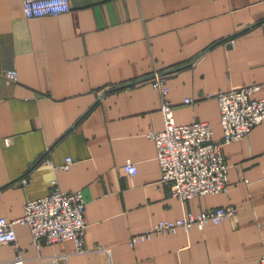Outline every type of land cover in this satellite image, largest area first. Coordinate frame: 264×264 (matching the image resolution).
Returning a JSON list of instances; mask_svg holds the SVG:
<instances>
[{
	"label": "crops",
	"instance_id": "1",
	"mask_svg": "<svg viewBox=\"0 0 264 264\" xmlns=\"http://www.w3.org/2000/svg\"><path fill=\"white\" fill-rule=\"evenodd\" d=\"M71 4L29 18L23 0H0V72L19 74L0 78V213L21 217L56 179L86 196L88 250L77 252L72 239L37 246L30 227L16 223L0 261L20 252L27 264H260L264 121L223 145L228 190L185 200L162 182L148 132L164 127L151 76L180 67L165 75L177 123L208 121L223 140L218 100L208 93L264 82V0ZM69 157L75 163L65 169ZM128 159L136 175L125 170ZM226 205L237 209L233 218L131 244L162 219Z\"/></svg>",
	"mask_w": 264,
	"mask_h": 264
},
{
	"label": "built area",
	"instance_id": "2",
	"mask_svg": "<svg viewBox=\"0 0 264 264\" xmlns=\"http://www.w3.org/2000/svg\"><path fill=\"white\" fill-rule=\"evenodd\" d=\"M25 15L29 18L46 15H58L72 9L71 0H23ZM156 72L153 84L161 94V111L164 127L159 131L151 130V137L157 147V158L161 167L162 182L171 187L172 195L183 200L205 194L220 193L229 188V164L223 145L242 139L258 124L264 121V96L257 93L264 87V82H255L233 86L208 93V97L218 100L223 140L214 138V129L208 121L194 120L186 124H178L175 118L174 103L168 97L169 86L165 75ZM18 80L16 69L0 72V78ZM193 98L185 99L186 103ZM0 135V139H1ZM75 161L69 157L63 168L69 169ZM129 175L138 173V165L128 159L124 165ZM29 181L28 177L22 180ZM87 200L82 190L63 189L58 181H52L47 195L28 199L24 205V215L16 219H8L0 213V243L16 241V223L27 224L37 246L42 242L55 243L72 239L77 252L88 250L86 233ZM237 209L232 205L218 206L200 213L188 212L175 219H162L155 225L131 239V244L150 240L155 234L177 232L179 228L190 229L194 225L203 227L209 222L221 223L233 218ZM0 264H27L22 253L11 260H1ZM264 264V254L260 259Z\"/></svg>",
	"mask_w": 264,
	"mask_h": 264
},
{
	"label": "water",
	"instance_id": "3",
	"mask_svg": "<svg viewBox=\"0 0 264 264\" xmlns=\"http://www.w3.org/2000/svg\"><path fill=\"white\" fill-rule=\"evenodd\" d=\"M178 69H180V67H177V68L172 69V70H170V71H166V72H164V73H159V74H160V75H166V74H168V73H170V72H173V71H176V70H178ZM154 76H155V74L152 75L151 78H153ZM129 84H132V83H129ZM124 86H125V85H124Z\"/></svg>",
	"mask_w": 264,
	"mask_h": 264
}]
</instances>
